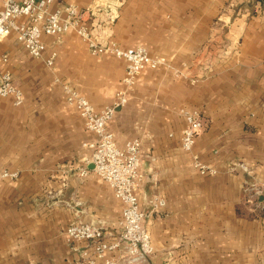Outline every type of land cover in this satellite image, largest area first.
<instances>
[{"label":"crops","instance_id":"obj_1","mask_svg":"<svg viewBox=\"0 0 264 264\" xmlns=\"http://www.w3.org/2000/svg\"><path fill=\"white\" fill-rule=\"evenodd\" d=\"M99 3L94 34L144 45L170 64L145 67L109 122L118 145L141 139L137 196L154 248L143 264H264V192H256L264 180V0ZM44 41L54 68L14 34L0 41L23 94L18 105L0 96V166L18 171L0 181V264H78L86 242L65 233L76 219L119 230L122 204L108 184L77 175L94 134L54 78L100 110L121 87L125 62L92 55L73 31ZM182 109L204 120L190 151L181 147ZM193 155L216 173H200ZM152 195L165 205L152 211Z\"/></svg>","mask_w":264,"mask_h":264},{"label":"built area","instance_id":"obj_2","mask_svg":"<svg viewBox=\"0 0 264 264\" xmlns=\"http://www.w3.org/2000/svg\"><path fill=\"white\" fill-rule=\"evenodd\" d=\"M55 0H0V41L9 34L32 57L43 60L48 68H54L56 52L46 54L44 36H59L68 31L75 32L86 44L92 55L110 53L125 62L122 85L116 90L114 99L100 110H96L90 101L78 89L61 83L67 103L75 106L82 117L84 126L94 134V138L84 143L89 154L81 158L77 175L86 177L91 172L104 180L111 188L113 195L121 202V215L117 233L108 231L105 226L90 220L76 219L65 229L72 240H84L85 249L78 264H143L152 256L154 248L151 235L143 226L145 213L140 209L137 186L142 179L141 139L134 137L122 146L115 141L109 122L115 111L123 107L133 89L138 74L145 68L169 66V59L163 55L150 54L141 44L121 47L109 37H99L93 33L92 18L98 10L99 0L80 7L74 3L52 4ZM8 55L0 52V96H12L14 104L23 100V94L12 80L11 72L4 67ZM175 74L179 70L173 68ZM185 125L181 131V147L190 151L195 137L204 125L201 113L196 109L181 110ZM191 164L202 174H214L216 170L209 167L193 155ZM17 170L0 166V181L15 179ZM261 189L264 192V180ZM165 205L163 197L152 195L148 206L152 211Z\"/></svg>","mask_w":264,"mask_h":264}]
</instances>
